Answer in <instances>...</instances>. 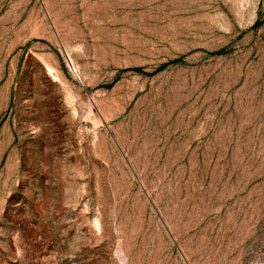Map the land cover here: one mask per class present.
I'll use <instances>...</instances> for the list:
<instances>
[{
    "label": "rangeland",
    "instance_id": "rangeland-1",
    "mask_svg": "<svg viewBox=\"0 0 264 264\" xmlns=\"http://www.w3.org/2000/svg\"><path fill=\"white\" fill-rule=\"evenodd\" d=\"M0 264H264V0H0Z\"/></svg>",
    "mask_w": 264,
    "mask_h": 264
},
{
    "label": "bare ground",
    "instance_id": "bare-ground-1",
    "mask_svg": "<svg viewBox=\"0 0 264 264\" xmlns=\"http://www.w3.org/2000/svg\"><path fill=\"white\" fill-rule=\"evenodd\" d=\"M120 258L123 262H126L127 263V257L125 256V254L123 253V251L121 250L120 251Z\"/></svg>",
    "mask_w": 264,
    "mask_h": 264
}]
</instances>
